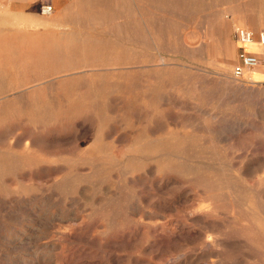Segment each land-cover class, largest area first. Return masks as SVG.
<instances>
[{"label":"rangeland","instance_id":"1","mask_svg":"<svg viewBox=\"0 0 264 264\" xmlns=\"http://www.w3.org/2000/svg\"><path fill=\"white\" fill-rule=\"evenodd\" d=\"M55 19L0 46V264H264V0Z\"/></svg>","mask_w":264,"mask_h":264},{"label":"crops","instance_id":"2","mask_svg":"<svg viewBox=\"0 0 264 264\" xmlns=\"http://www.w3.org/2000/svg\"><path fill=\"white\" fill-rule=\"evenodd\" d=\"M72 1L0 0V46L8 43L11 47H24L28 41H20L23 35L35 36L62 29L63 26L56 24L55 18L66 15ZM46 4L53 8L52 15L48 17L40 13L41 7ZM16 39L19 41H15Z\"/></svg>","mask_w":264,"mask_h":264},{"label":"built area","instance_id":"3","mask_svg":"<svg viewBox=\"0 0 264 264\" xmlns=\"http://www.w3.org/2000/svg\"><path fill=\"white\" fill-rule=\"evenodd\" d=\"M40 13L42 16L48 17L52 15L53 8L48 4L43 5L40 9ZM232 36L236 43L241 46L248 47L256 40L257 35L248 29L237 27L234 29ZM257 41L258 45L264 48V32L258 34ZM260 63L261 61L257 55L244 52L240 55L239 64L235 67L233 75L236 79L241 80L244 78L245 73L257 69Z\"/></svg>","mask_w":264,"mask_h":264},{"label":"bare ground","instance_id":"4","mask_svg":"<svg viewBox=\"0 0 264 264\" xmlns=\"http://www.w3.org/2000/svg\"><path fill=\"white\" fill-rule=\"evenodd\" d=\"M257 43V42H256ZM254 41H253V43L249 46L250 47V49L253 51V52H255V53H257L259 56H264V50H263V48H261L258 44H256ZM261 48V49H260ZM249 49V50H250Z\"/></svg>","mask_w":264,"mask_h":264}]
</instances>
